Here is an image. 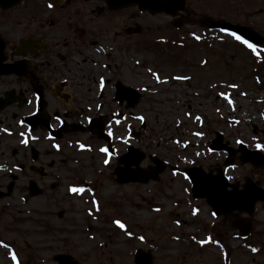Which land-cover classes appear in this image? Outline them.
<instances>
[{"label": "flooded vegetation", "instance_id": "af4514ba", "mask_svg": "<svg viewBox=\"0 0 264 264\" xmlns=\"http://www.w3.org/2000/svg\"><path fill=\"white\" fill-rule=\"evenodd\" d=\"M139 1L148 0H127L121 6L106 0L0 3L1 233L22 223L21 208L16 201L27 203L43 194L42 183L47 182L48 177L47 173H40L42 157L47 165L53 166L57 157L70 160L71 154L77 151L97 154L101 157L100 166L105 169L112 164L116 184L115 171L135 170L136 166H130V163L140 152L146 158L138 168L151 179L125 185L184 182L188 197L201 206V210L198 209L203 215L200 223L202 236L211 237L209 242L201 239L202 248L226 245L234 236L239 237L241 231L232 225L250 224L247 238L253 235L255 214L260 208L264 212V200H256L252 206L248 200L243 203L238 200L227 209L218 210L217 214L206 200L192 199L183 172L196 169L203 176L223 175L225 194L240 199V194L247 190H264V167L242 164L245 156L238 146L228 147L233 153L231 156L225 152L213 153L223 156L221 164L217 162L215 165H206L200 158L188 163L184 159L174 160L171 164L155 154L146 153V148H140L135 127L138 105L131 104V96L120 87L141 88L135 57L140 52H162L152 48L160 47L156 42H168L166 39L171 31H181L183 37H190L193 29H197L195 31H200L204 40L211 41L220 33L230 36L212 26L221 24L247 28L264 41V29L259 27L264 24V0H178L176 5L175 0H162L165 10L176 6L173 15L141 10ZM155 6L159 8L160 3ZM155 35L159 36L156 40ZM127 60H132L133 64L124 70L123 64ZM101 149L106 151L101 152ZM256 149L247 147L248 151L264 155L262 147ZM152 155L163 162L158 165L159 170L149 159ZM72 160L74 162V158ZM225 163L229 165L226 167ZM239 168L247 171L240 175L237 173ZM168 173L171 178L164 177ZM88 186L90 184L86 181L81 184L82 189ZM222 204L219 203L217 208ZM204 209L207 211L203 214ZM6 217L10 220L6 221ZM194 246L197 248V245L192 249L188 245L183 253L174 257L180 255L181 264H195L190 260L192 251L198 252ZM144 251L152 255L154 264V247ZM55 255L51 261L58 264ZM195 255L202 257L199 252ZM68 256L71 262L88 264ZM131 264H136L134 259Z\"/></svg>", "mask_w": 264, "mask_h": 264}, {"label": "rangeland", "instance_id": "374dc122", "mask_svg": "<svg viewBox=\"0 0 264 264\" xmlns=\"http://www.w3.org/2000/svg\"><path fill=\"white\" fill-rule=\"evenodd\" d=\"M195 30L190 37L171 31L168 42L152 48L163 53L135 57L143 89L135 111L140 148L171 164L199 158L221 164L223 156L207 150L218 132L232 147L241 142L264 149V41L253 51L222 33L209 41ZM132 64L127 60L123 69ZM71 155L74 162L57 157L53 166L39 157L40 173L48 177L42 183L45 193L27 203L16 201L22 223L0 232V264H53L51 257L59 253L81 263L131 264L137 248L150 247L155 249L154 264H181L180 255H174L188 245H197L202 255L197 258L198 252L191 250L195 264H264L261 208L250 238L234 236L226 245L202 248L211 237L202 236L201 206L188 197L184 182L117 185L112 164L101 167L97 154ZM246 171L239 168L237 173ZM164 177L171 178L169 173ZM85 181L88 188L70 191L82 189Z\"/></svg>", "mask_w": 264, "mask_h": 264}, {"label": "water", "instance_id": "95a60500", "mask_svg": "<svg viewBox=\"0 0 264 264\" xmlns=\"http://www.w3.org/2000/svg\"><path fill=\"white\" fill-rule=\"evenodd\" d=\"M17 0H0V3H8V2H16ZM107 2H113L115 3L116 6H121L122 3L126 2L127 0H106ZM135 1V0H134ZM156 3H160L159 8H156ZM178 3V0H175L176 5ZM139 8L141 10H147L148 12H167L170 13L171 15L174 14V7H171V9L165 10L163 9L162 6V0H148L145 1L144 3L139 1ZM144 6V7H141ZM158 10V11H157ZM213 28H221L222 30L232 33L236 36H239L241 39L245 40L248 44H260L262 41L260 37L254 36L252 34V31L245 29V28H240V27H233V26H226V25H217L213 24ZM135 93V92H134ZM140 98V95L136 94L134 95V98L132 100L131 104H137L138 100ZM216 138L215 140L212 141V144L210 146L211 150H226V147L221 144V139L222 137L220 134L216 133ZM134 151V150H133ZM228 151V150H226ZM240 152L242 153L244 157H242V162L244 163H250L254 167L262 166L264 165V157L258 153H251L246 151L244 148L240 149ZM229 154L230 153L228 151ZM248 156V158H246ZM128 159L130 158L129 156H126ZM144 159V156L142 154H139L136 156L135 161L133 163H130L131 165L136 166V169L133 170L132 172L128 171L127 169L120 170L118 172L115 171V176L117 178V182L119 184H124L128 182H136L137 180H141L142 182H146L148 179L151 178V176L145 175L141 172V170L137 167L138 164ZM152 162L155 165H159L160 161L157 160L156 158H151ZM159 170V166H158ZM161 170V169H160ZM187 173V178L190 183V189H191V194L194 198H200V199H205L207 203L214 209V211L219 214L218 210L220 209H227L229 206H231L234 202L235 204L237 203L238 200H240L242 203L244 200H248L247 202L249 203V206H252L254 201L256 200H264V190H257L253 192V190H247L244 193L242 192L241 198L238 199V197H233L230 195H226L224 192V188L226 186L225 179L222 177H210V176H203L200 174L196 169H192L190 171H186ZM219 203H223L221 205V208H217V205ZM246 203V202H245ZM252 211H250L251 213ZM237 226L240 231L242 237H245L248 234V231L250 229V224L248 225H235ZM234 226H232L233 228ZM54 260L58 264H77L75 262H71L68 256L64 255H58L54 257ZM135 263L136 264H151L150 256H144L141 252H138L135 255Z\"/></svg>", "mask_w": 264, "mask_h": 264}, {"label": "snow or ice", "instance_id": "6c2138e0", "mask_svg": "<svg viewBox=\"0 0 264 264\" xmlns=\"http://www.w3.org/2000/svg\"><path fill=\"white\" fill-rule=\"evenodd\" d=\"M50 7H51V6H50ZM229 35H232V34L229 33ZM234 38H235L236 40L240 41L241 43H245L243 40L240 39L239 36H235ZM247 47H249L250 49H252L253 51H255V49L252 48V45L248 44ZM153 75H155V74L153 73ZM177 79H179V77H177ZM233 87H234V85H233ZM224 99H225V100H228V97L225 96ZM229 103H231V101H229ZM197 119H199V117H197ZM256 148H257V149H261V146H260L259 144H257V145H256ZM101 151L104 152V151H106V150H105V149H101ZM105 163H107V161H105ZM70 191H71V192H74V193H80V192L83 191V189L72 188V189H70ZM118 226L123 227V225H119V224H118ZM253 251H255V250H253ZM13 259H14V258H13Z\"/></svg>", "mask_w": 264, "mask_h": 264}]
</instances>
